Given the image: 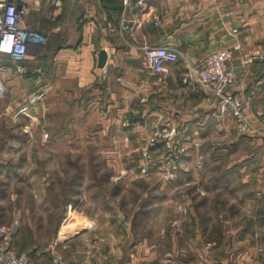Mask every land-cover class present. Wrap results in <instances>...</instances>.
Instances as JSON below:
<instances>
[{"label":"crops","instance_id":"0c3cea01","mask_svg":"<svg viewBox=\"0 0 264 264\" xmlns=\"http://www.w3.org/2000/svg\"><path fill=\"white\" fill-rule=\"evenodd\" d=\"M12 1L27 6L25 21L46 39L30 44L22 59L24 72L15 70L9 55H0V155H17L28 145L49 155L92 152L113 166L114 174L126 169L123 177L130 178L138 170L126 162L135 159L137 146L163 119L173 120L192 138L201 131L209 136L213 122H233L229 112H220L214 94L192 79L182 81L187 67L202 64L221 47L232 49L230 89L244 100L248 114L264 110V0H144L142 6L129 0L126 7L122 0ZM159 44L178 50V57L167 63L165 83L158 82L160 74L149 70L143 56L146 45ZM101 48L106 59L98 65ZM37 91L42 97L30 103ZM241 182L235 198L246 205L237 216L264 217V179H257L255 188H249L247 177ZM219 215L226 225L218 241L205 248L202 231L196 229L195 244L190 239L182 247L189 254L182 255V264H264V232L257 250L258 242L248 235L256 229L243 220L229 225V211ZM90 225L83 228L90 237L85 259L73 253L71 262L124 264L125 232L109 233L102 244L100 234L88 233ZM170 237V249H175L177 236ZM128 242L129 254L137 257L141 244L132 237ZM92 244L100 245L98 254ZM97 255L99 263L92 259Z\"/></svg>","mask_w":264,"mask_h":264},{"label":"rangeland","instance_id":"374dc122","mask_svg":"<svg viewBox=\"0 0 264 264\" xmlns=\"http://www.w3.org/2000/svg\"><path fill=\"white\" fill-rule=\"evenodd\" d=\"M232 121L223 126L218 121L213 122L209 136L201 131L192 138L180 129L183 136L181 164L172 177L166 176L163 168L168 164L173 167L175 157L166 163L152 150V157L145 159L140 149L144 140L136 148L135 159L126 162L136 166L138 173L134 176L123 177L126 169L114 174L113 166L105 163L112 170L107 186L120 183L113 197L109 192L105 197L93 195L94 188L84 186L80 192L72 194L76 201L68 197L65 193L68 185L63 190L62 181L69 182L63 168L69 158L77 160V155L69 157L65 151L49 155L29 145L23 146L17 155L1 154L0 227L15 225L12 246L28 250L31 264H54V249L59 250L69 264H73L69 259L73 253L85 259L84 250L90 248V244L85 243L90 237L85 236L83 228L90 223L88 233L100 234L102 244L109 233L125 232L124 264H179L182 255L188 254L182 247L185 248L190 239L195 242L196 229L202 231L205 248L218 241L220 230L226 225V220L219 215L220 210H224L229 211V225H238L243 220V224L256 229L248 235L258 242L259 250L264 217L237 216L246 204L235 198V190L242 184V177L250 179L249 188L256 187L257 179L258 183L260 178L264 179V135L239 133ZM81 159L84 166L89 165V153L85 152ZM53 161L56 162L54 167L50 166ZM184 181L180 188L175 187ZM54 185L60 194L50 190ZM200 191V195L197 194ZM171 233L177 236L175 249H170ZM131 237L141 244L137 257L129 254ZM70 238L73 240L66 241ZM91 247L96 254L100 252V245ZM90 257L89 249L86 259ZM92 259L100 262L99 255Z\"/></svg>","mask_w":264,"mask_h":264},{"label":"built area","instance_id":"2783aa9c","mask_svg":"<svg viewBox=\"0 0 264 264\" xmlns=\"http://www.w3.org/2000/svg\"><path fill=\"white\" fill-rule=\"evenodd\" d=\"M144 0H137L142 6ZM129 0H122L126 7ZM26 5H18L12 0H0V55L7 54L15 61V70L20 73L26 70L23 58L29 50L31 43L44 41L46 35L38 29L32 28L25 21ZM161 19L156 18L158 23ZM264 52H260V55ZM145 64L150 71L160 74L158 82L167 81V63L178 57V50L167 45H146L143 50ZM232 57L231 47L208 53L205 61L200 65L187 67L183 73L182 81L193 80L204 90L212 92L219 101L220 112H229L234 120L236 130L245 135H264V110L257 109L248 114L245 103L241 97L230 89L233 79V71L227 66V61ZM0 65V68H3ZM106 70L103 69L102 73ZM117 78H119L117 76ZM107 86V85H106ZM41 91L34 92L29 97V102L34 103L42 97ZM140 101L145 97L141 96ZM47 136L48 132H44ZM183 136L178 124L166 118L154 125L152 131L144 139L141 149L142 156L147 159L152 157V150L157 152L165 162L175 159L173 167L164 166L163 172L172 177L181 164L180 153L183 149ZM15 225L0 227V264H31V256L28 250L22 251L12 246L16 231ZM54 264H69L59 250H53ZM130 264V262H129ZM182 264V262H179Z\"/></svg>","mask_w":264,"mask_h":264},{"label":"trees","instance_id":"16d2710c","mask_svg":"<svg viewBox=\"0 0 264 264\" xmlns=\"http://www.w3.org/2000/svg\"><path fill=\"white\" fill-rule=\"evenodd\" d=\"M65 152L67 154L66 156L69 157L71 154L77 155V160L69 158V161L66 163L67 165L63 168L69 178H67L69 182L62 181L63 190L64 187L68 185V188L65 191L68 197L76 201V197H73L72 194L80 192L82 190V186L85 188H94V191L92 192L93 195H101L105 197L106 192H109L113 197L117 193L120 183L115 184L113 187L107 186L108 178L112 173V170L105 165L106 162L103 159L98 158V156L92 152H86L89 153L90 163L89 165L84 166L83 159L81 158L84 157L85 153L72 150ZM50 190L54 193H61V191L56 189L55 185L54 187L51 186ZM121 200L124 201L125 197Z\"/></svg>","mask_w":264,"mask_h":264},{"label":"water","instance_id":"95a60500","mask_svg":"<svg viewBox=\"0 0 264 264\" xmlns=\"http://www.w3.org/2000/svg\"><path fill=\"white\" fill-rule=\"evenodd\" d=\"M105 59H106V51L103 48H101L98 53V65H103Z\"/></svg>","mask_w":264,"mask_h":264}]
</instances>
